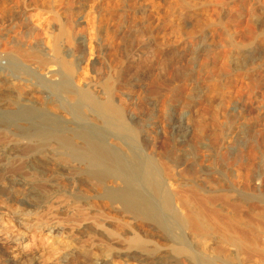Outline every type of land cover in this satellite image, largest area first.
I'll use <instances>...</instances> for the list:
<instances>
[{"label": "rangeland", "instance_id": "374dc122", "mask_svg": "<svg viewBox=\"0 0 264 264\" xmlns=\"http://www.w3.org/2000/svg\"><path fill=\"white\" fill-rule=\"evenodd\" d=\"M65 30L67 33L70 30L69 37L66 36ZM51 34L55 38L58 34L60 37L64 36V43L70 41L71 45L66 44L72 46L74 52L69 50L71 48L66 44L59 43L57 38L60 37L57 36L58 41L55 42L59 48L61 45V54H67L66 60L71 61L73 58L71 62L84 68L83 72H86L87 68L88 75L92 78L103 77L99 79L102 89L112 87V90H106L112 92L114 101L120 100L121 103L117 102L118 106L124 105L126 122L130 127L133 126V129H137L136 133H142L137 136L140 140L137 139L138 145L140 144L138 147L142 149L143 155L147 153L145 156L152 155L153 159L156 158V165L158 169L161 168L159 173L162 181L168 188L171 183L172 186L174 184V188L170 186V189L173 188V194L179 196L175 197L179 204L184 206L188 201L191 206L194 205L193 210L197 206L195 209L199 212L198 210L202 211L204 208L203 200L200 199L206 198L214 202H209L210 204H217L218 206L214 207L220 211L226 210L225 214L229 212L232 215L230 208L240 201L243 204L240 203L239 206L243 205L242 209L245 208L243 214H247L253 207H257V211L254 208L255 213L259 212V209L261 211L264 205V0H0V53L6 49L4 52L8 51L10 54L13 48V53L17 52L28 69L34 73L37 69V74L39 72L44 77H50L55 73L49 72L52 70L51 64L55 67L54 70L59 67V59L51 57L53 54L50 50L55 41ZM93 34L97 35L96 39L91 37ZM78 36L81 39L86 38L84 46H80ZM74 37L77 46L72 42ZM14 48L17 51L14 52ZM28 49L33 55H30ZM4 54L5 56H0V64L6 63L8 67L7 54ZM36 57L43 59V62H38ZM46 59L51 63H45ZM33 61L36 66L45 63L50 68L43 64L42 71H38L41 66L35 68ZM31 64L34 66L31 67ZM2 65L0 70L4 69ZM45 67L49 69L46 70ZM97 67L103 68V74H96ZM1 74L4 75L0 71V76ZM22 74L19 77L23 78ZM19 77L13 76L11 79ZM25 78L26 81L23 80ZM25 78L21 79L24 83L19 81L20 78L19 83L17 79H10V83H15V90L11 86L12 83H5L6 91L7 88H12H9L8 95H11L10 89L13 93L19 91L18 95L26 92L31 101L45 105L47 94L38 88V92H29L28 88L36 86L26 76ZM27 81L33 85L29 82L27 84ZM104 85L107 86L103 87ZM17 86L22 89L16 88ZM1 89L5 87L1 86ZM26 89L28 90L25 91ZM2 90L1 103L6 99L17 101V93L16 97L12 93L14 99L12 96L4 97L2 94L6 91ZM22 97L23 95L20 99ZM70 97L68 99V96H65V100H70ZM121 99L125 103H122ZM55 105L61 110L54 109L58 116L63 114L69 118L62 116L65 122L71 121L72 116L68 115V111L63 112L62 109H65H61L62 105L59 103ZM45 106L49 107L48 104ZM131 111L136 114L135 117ZM182 121L194 125V131L185 144L175 128ZM4 135L10 137L11 133ZM159 158L162 162L161 164L158 161L160 165L157 163ZM184 162L188 165L185 166ZM192 167L198 168L192 170ZM165 170L166 173H163ZM165 174L172 179H178H168ZM38 187L35 189L37 200L32 202L36 207L33 214L27 213L31 208L23 207L19 203L11 204L9 213L4 212L2 204L5 199L0 198V240L13 247V258L21 253L23 256L35 257L36 261L39 258L41 263L38 260L37 264H59L67 253L74 252L84 264H162V258L157 257L162 256V235L154 226H140L131 217L119 211L121 209L118 210L117 205L116 209L107 205V210L105 204L98 199L99 195L93 192L89 194L85 192L86 189L80 194L76 186H70L62 194L56 195L46 186L45 190L43 186V189ZM17 188L14 192L18 200L27 193L25 189L28 187ZM176 189L181 191L180 194ZM172 190L167 191L170 193ZM41 191L45 195L49 193V197L44 194L43 196ZM214 191H217V194ZM195 192H199L196 197L201 198L193 199L197 194ZM88 194L92 196H88L90 201L86 197ZM249 194L253 201L246 197ZM190 197H193L194 202H190ZM227 197L229 198L226 199ZM180 198L182 200H179ZM246 201L252 204L248 205ZM227 203L231 205L230 208L226 207ZM236 203L235 205H238ZM250 206L252 209H249ZM117 210L119 213H116ZM119 232L128 235V238H131L132 233L138 236L141 233L140 236L153 246L147 244L150 249L154 248L156 251L153 250V254H142L141 259L127 257L133 251L127 249L128 242L124 241L126 238L118 237ZM145 233L155 236L152 238L150 234L148 236ZM13 237H18V241L14 240L13 243ZM155 246L160 247L157 248L158 251ZM139 255L137 257H141Z\"/></svg>", "mask_w": 264, "mask_h": 264}, {"label": "bare ground", "instance_id": "6f19581e", "mask_svg": "<svg viewBox=\"0 0 264 264\" xmlns=\"http://www.w3.org/2000/svg\"><path fill=\"white\" fill-rule=\"evenodd\" d=\"M90 25H91V22H90ZM61 31L60 33H62ZM64 32H66V30ZM69 32L70 30L68 31V33L66 32L67 35L66 34L65 35L70 36L71 32L70 33ZM52 35L53 34H51L50 36L52 37ZM58 35H56V38ZM95 36L97 37V35H94L91 37H95ZM61 37L57 38L60 44L61 42L64 45L66 43L70 44L69 40H67L69 42L66 41V43H64L63 42L64 36L62 38ZM56 38L55 37L53 38L55 40L53 47H51V44L53 42L52 39L48 38V40L52 41V42L50 41L51 44L48 43L49 46L52 48L50 51H51V54H53V56L51 57L53 58L56 57L55 60L59 59L58 69L54 70L53 68L55 67H53V64H51L52 70L51 71L48 70V71L49 72L54 71L55 73L50 77L49 76L44 77L42 73L38 72V74L42 75V76H39L37 74V69H36V73H34V71H31V69H28V67L24 65L25 63L24 64L22 63L21 61L22 58L20 59V57L17 55V52L13 53V48H11L12 50L10 54L8 53V51L4 52L6 49H3L4 51L1 49L3 52L0 53V56H3V55L5 56L4 53L9 54V55L7 54L6 56L9 62L8 67L6 66V63L5 65H2L3 63L0 64L2 65V67L4 66L3 67L4 69L0 70L1 72L4 73V75L1 74L0 76V87L1 86L5 87V89L3 90L1 89V90L6 91V86L4 85L5 83L7 85L8 84L7 82L12 80L11 77L13 76L19 77L20 74L24 73L25 76L28 79H30L31 82H33L34 86H36V87H33L35 88V90H32L33 88L30 89L26 86L29 89V92L36 91V88L44 91L47 94V96L45 95L46 96L45 100L48 102L47 103L45 101V105L46 104L49 105V107H47L45 105H42L43 103L39 105V104H36L35 101L34 102L31 101L29 98L30 96L28 97L29 94L27 95L25 92L28 89L24 91L25 94H20V95H18V93L20 92L16 91V93L18 92L17 93L18 96L15 95L16 94L15 92L14 93L12 92L11 90L12 88L9 86L8 87L11 88L10 89L11 95H8L9 88H7L8 90L6 91L7 94L6 92L5 93L2 92L3 93L2 95L4 97H8V96L10 97L12 96V93H13V96L15 97L17 96V101H15L16 99L12 96L11 98H14L15 100L6 99L2 101V103L0 102L1 104L0 105V198L5 199L2 204V209L4 210V212L9 213L11 211L10 210L12 206L11 204L19 203V205L21 204L23 207L31 208L30 209L31 211H27V213L33 214V210L36 207L33 205L32 202L34 199L37 200L36 199L37 195L35 194L36 186L38 187L40 185L39 186L40 189L42 188L41 186L43 187L46 186V188L48 187L50 191L53 192L54 194L56 193V195L62 194L70 186H76L79 190L78 193L80 192V194L82 193L83 189H86L85 192L87 193L89 192V194H91L90 192L97 193L100 197L98 195L96 196H98V199L101 200L105 204V207L107 210H108L107 205L113 206V207L117 205V207L119 206L118 210L121 209L119 211H122V213L127 215V217L129 216V218L131 217V219H133L135 223L140 224V226L142 225L154 226L157 229V231L161 233L162 235V254H160L162 256H157V257L162 258V264H264V205H263L264 203L263 204L260 203L263 206H262L261 211L258 208L259 212L257 213H255L254 211L255 210L254 208H256V211H257V207H253L252 209V207L250 206L251 208L249 209H252L253 211L252 210L249 211L247 213L248 215L243 214V209L245 210V208L242 209L241 206L243 205L239 206L241 201L239 204L235 202L238 205H235L234 203V205L231 208H230L231 205L230 206L228 205V203L230 202L227 203L226 207L228 206L231 209V210L230 209L228 210L231 211L232 215L229 212L225 214L224 212H226V210L224 212L220 211L217 207H214L217 204H214V205L210 204L213 201L211 202L206 198L200 199V200H203L202 206L204 205L203 206L204 208L202 211L197 209L199 212H197L195 209L197 206L194 207V210H193L192 207L194 205L191 206V204H189L187 200L184 206L181 203L180 205L177 199L179 196L173 194V192L175 193V190L173 189L174 184L172 186V183L170 182L171 185L168 184L169 185V188H168L165 186L166 183L162 181V177L159 173L161 172L160 167L162 165L159 166L160 169H158V166L156 165V162H155L156 158L154 157L153 159L152 155L145 156L147 153L143 155L142 153L143 151H141L142 149L138 147L140 146V144L138 145L137 139L138 141L140 140L139 138H137V136L138 135L140 136L141 132L139 131L140 133H136L137 129H133L132 128L133 126L131 125L132 127H130V125H128V123L126 122L127 118H125L126 115H124L125 113L123 109L125 108L123 107L124 105L122 106L121 104L122 107L120 105L118 106L117 102L118 101L120 102V100L118 99L117 102L114 101L113 97L111 96L112 92L110 90H109L110 92L106 90L107 88L111 89L112 87H107L105 89L104 88L102 89L100 85L101 81H99V79L100 78L103 79V77L98 78L96 76L97 78H92L90 75H88L89 71L87 72L86 70L87 68L85 69L87 73L83 72L84 68L82 69L81 67H79L80 66L79 64H78L79 66H77L76 64L71 62L73 61L72 60L73 58L71 59V61L66 60L65 56L67 57V54L64 55L65 53L64 54L62 53L63 54L62 56L60 52V50H62L61 45L59 48V46L57 45L58 43H55L56 41H58L56 40ZM74 38H73V41L71 39L73 43L76 41V38L75 39ZM60 39H62V41ZM85 39H81V38L79 39L80 46H82V44L83 46L85 45L86 43L84 41ZM67 44L66 46L68 47L69 45ZM76 44L74 43V46ZM98 45H99V42H98ZM30 48L32 49V47ZM70 48L71 49L69 50H73V52L75 51L72 48V46ZM17 49L19 50L20 48H17ZM15 51L17 50L15 49L14 52ZM24 51L23 52L21 51V53L27 54ZM29 51H30V55H33L31 53V50ZM26 52L28 51L26 50ZM45 52L47 53L48 51H45ZM62 52H64V50ZM19 55L21 54L19 53ZM27 55H29V52ZM44 56H43V59H44ZM71 57H74V56H71ZM3 58L5 59V57ZM36 58H32V59L35 60ZM4 59H2L3 62H4ZM43 59L42 60L39 59L38 62L40 61L43 62ZM49 60L46 59V61L45 60L44 61L45 63H48L47 61ZM34 62L35 61H33V63ZM45 63L43 64L45 65ZM28 64H29L28 66H30L29 62ZM43 64L40 65L41 70L38 69V71H42ZM48 64H46L45 66H47ZM32 65L33 64H31V67L34 66ZM98 65H95V66H98ZM38 66H36V62H35L34 67L38 68ZM35 68L34 69L32 68V70H35ZM45 68L47 70L48 67H45ZM97 68L98 69H97L96 74L98 73L97 74L98 76L101 73L103 74V70H102L103 68H100V67H97ZM95 69L93 70L95 71ZM25 76H23V78H25ZM19 78H13L12 81L17 79V82L19 83V81L23 79L21 77ZM23 80L26 81V78ZM23 80L21 81L23 82ZM28 82L31 85H33L30 81H27V84H29ZM11 83H12L11 86L15 84V83L13 84V82ZM14 86L13 88L15 90ZM19 86H17L16 88L20 89L21 87L19 88ZM106 86L104 85L103 87H106ZM22 95L23 97L20 99V96ZM65 96H68V99L71 96L70 97L71 99L70 100L66 99L67 100L66 101ZM133 96L134 95H132V97ZM40 99H41V95H40ZM35 100L37 99L35 98ZM43 100H44V97H43ZM40 101L42 102V100ZM121 101L122 103H125L123 102L122 99ZM137 101L135 102L136 104H137ZM41 102H38V103H41ZM55 103L56 104L59 103V105L60 104L62 105L61 109L62 108L65 109V110L62 109L63 112L68 111L67 112L68 115L72 116V119H71L72 122L71 121L65 122L61 118L63 114L61 117L58 116V114L54 110L56 108ZM135 106L139 107L138 105H135ZM127 108H129V106H127ZM57 109L59 108L57 107L56 110ZM130 110H133V108ZM59 111L61 110L59 109ZM131 112L134 114L133 111ZM59 115H61L60 112H59ZM135 115L136 114H134L133 116L135 117ZM63 117L65 118L67 116H63ZM146 126H148V124ZM193 126L194 125L192 126L189 125L188 122L183 123V121L180 122L177 127L175 126L177 133L182 138L183 143L187 140V138H189V136H191L192 132L194 131ZM134 128L136 127L134 126ZM138 129H139V126H138ZM140 130H143V129L140 128ZM5 133L7 134L11 133V135L9 136L10 137L13 136L14 139L11 137L12 140H9L11 138L6 137L4 135ZM3 136L9 139L4 138ZM143 145L145 146L144 142H143ZM247 155L249 156V154ZM170 157H172V154L170 155ZM202 158L204 157L202 156ZM186 159H188V157ZM158 161H160V163L162 164L160 158L159 160L157 159V163ZM185 161H189V160H185ZM185 163L186 162H184V165ZM200 165L202 164H199V166ZM167 166H165V169ZM175 168L176 167L174 166V169ZM163 169H164V166H163ZM195 169L192 167V170H195ZM175 172H173L172 174L174 175ZM163 173H166V170ZM163 173H162V176L164 175ZM173 178H176V177H173ZM168 179L175 180L170 177ZM168 179H165V180H168ZM177 179L178 178H176L175 181H177ZM170 186L173 187L171 188L174 191L170 189ZM17 187L18 188L28 187V189H25L27 190V193L24 194L23 197L18 200H17L18 197L16 198L17 194H15L14 192L16 191ZM46 188L44 187V190ZM168 189L172 190L170 191L172 195L167 191ZM210 189L212 188L210 187ZM230 191L232 190L230 189ZM177 192L178 194H180L179 192L181 191L177 190ZM216 192L217 191H214L215 194H217ZM218 192H223V191H218ZM44 193H42L41 191L42 195ZM226 193L227 192L225 191V194ZM89 194L86 197L89 196L92 198V196H90ZM218 194L221 195V193H218ZM49 195L50 194L48 193L45 196L48 198ZM198 195H199V192L194 195L195 197L193 196L194 198L193 197L192 198L195 200L196 198L197 199L201 198L200 196L196 197ZM176 196L177 198H175ZM212 196H215V195H212ZM243 196H241V198ZM55 197L57 198V196ZM246 197L248 198V200L251 198L250 194L249 196L246 195ZM82 198L85 199V196H83ZM192 198L190 197V202H194ZM228 198L229 197H227L226 199ZM247 198L244 197L245 200H247ZM252 198H253V195H252ZM223 199L221 200V202L223 201ZM257 199H259L258 196H257ZM179 200H182V199L180 198ZM250 200L253 201V199H250ZM89 201H90V198H89ZM197 201L195 202V205H197L198 203ZM225 202L223 203L225 204ZM232 203L233 202H231V204ZM251 204L249 203L248 205H251ZM25 209L27 210V208ZM103 209L106 210L104 207ZM199 209H201V207ZM224 209H225V206H224ZM118 210L116 211V213H119ZM136 228L139 229V226H137ZM129 230H131V228ZM140 234L138 236L136 233L134 234L132 233L131 238L130 236L128 238V235L124 234L123 232H119L118 237L121 239L126 238V240L124 241L128 242L127 249L129 251H133V252H130L127 255V257H131L134 259H137V258L141 259L143 257L142 254L144 253L153 254L154 251H156L154 250V248L150 249L149 246H152V245H150V243L148 244L147 241L140 236ZM148 234L145 233V235H148ZM154 236H152V238ZM17 239L18 237H13L12 242L14 240L18 241ZM122 242L123 241H121V243ZM156 242H158V240ZM7 243L8 242H3L2 240H0V264H37V261L39 260V258L36 261L35 257H28V255L26 254H25L26 256H23L21 253H19L16 255L15 258H13L12 257L13 253L11 252L13 250V247H10ZM153 245H156V244H153ZM158 247H156V249ZM159 252L161 253V251ZM138 254H140L139 256L141 257H137ZM84 255L86 256V253ZM156 255L157 254H155V256ZM59 264H84V263H82L79 256L73 252L70 254L67 253V255L64 257V260H61Z\"/></svg>", "mask_w": 264, "mask_h": 264}]
</instances>
